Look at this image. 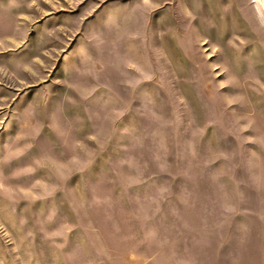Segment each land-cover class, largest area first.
<instances>
[{
  "label": "rangeland",
  "instance_id": "obj_1",
  "mask_svg": "<svg viewBox=\"0 0 264 264\" xmlns=\"http://www.w3.org/2000/svg\"><path fill=\"white\" fill-rule=\"evenodd\" d=\"M0 264H264V0H0Z\"/></svg>",
  "mask_w": 264,
  "mask_h": 264
}]
</instances>
